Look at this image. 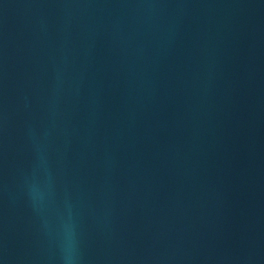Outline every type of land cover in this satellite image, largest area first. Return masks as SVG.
<instances>
[{
  "label": "water",
  "instance_id": "95a60500",
  "mask_svg": "<svg viewBox=\"0 0 264 264\" xmlns=\"http://www.w3.org/2000/svg\"><path fill=\"white\" fill-rule=\"evenodd\" d=\"M264 264V0H0V264Z\"/></svg>",
  "mask_w": 264,
  "mask_h": 264
},
{
  "label": "clouds",
  "instance_id": "9594fccd",
  "mask_svg": "<svg viewBox=\"0 0 264 264\" xmlns=\"http://www.w3.org/2000/svg\"><path fill=\"white\" fill-rule=\"evenodd\" d=\"M61 264H79L77 240L71 225H66L64 228V238L61 245Z\"/></svg>",
  "mask_w": 264,
  "mask_h": 264
}]
</instances>
